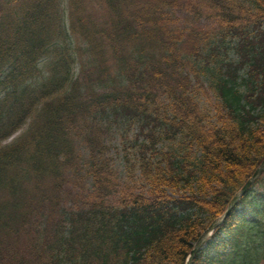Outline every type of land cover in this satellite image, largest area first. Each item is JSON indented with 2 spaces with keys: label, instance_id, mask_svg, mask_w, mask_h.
<instances>
[{
  "label": "trees",
  "instance_id": "trees-1",
  "mask_svg": "<svg viewBox=\"0 0 264 264\" xmlns=\"http://www.w3.org/2000/svg\"><path fill=\"white\" fill-rule=\"evenodd\" d=\"M263 157L264 0H0V264H184ZM192 264H264V173Z\"/></svg>",
  "mask_w": 264,
  "mask_h": 264
},
{
  "label": "water",
  "instance_id": "water-1",
  "mask_svg": "<svg viewBox=\"0 0 264 264\" xmlns=\"http://www.w3.org/2000/svg\"><path fill=\"white\" fill-rule=\"evenodd\" d=\"M264 172V157L260 164L256 167L252 175L245 181V183L242 185V187L232 196L230 201L228 202V205L225 209V211L214 219L208 227L200 234L197 241L194 243V246L190 250L189 256L187 258V261L185 264H191L192 259L196 253V251L199 249V247L206 241L210 233L213 231V229L222 223L224 218L228 215L232 207L236 204V202L239 200V198L247 191V189L251 186L253 182L257 180V178Z\"/></svg>",
  "mask_w": 264,
  "mask_h": 264
},
{
  "label": "rangeland",
  "instance_id": "rangeland-1",
  "mask_svg": "<svg viewBox=\"0 0 264 264\" xmlns=\"http://www.w3.org/2000/svg\"><path fill=\"white\" fill-rule=\"evenodd\" d=\"M186 11L184 10V9H181V8H178V10L176 11V14L179 16V17H181V16H185L186 15ZM201 21V25H203L204 23H209V22H207L208 20H206V19H202V20H200ZM230 49H231V47H228V51H230ZM222 55H224L223 54V52L221 51V56ZM229 56H230V58L232 59V60H235L237 57H234V54H233V52H229ZM215 100V97H213L212 98V101H214ZM203 104H204V109H206L207 108V106H209V101L208 100H205V101H203ZM24 128L25 127H22L20 130H18V131H16L11 137H9L8 139H6V140H4V141H2V144L3 143H5V142H7V141H9L10 139H14V137L16 136V135H18L21 131H23L24 130ZM131 133H129V135H130ZM133 135V134H132ZM130 137H131V135H130ZM112 142H113V146L111 147V149H112V153L114 154V157H113V161H114V163H116V165H120V162H122L123 161V151L121 150V144L119 143V141L118 140H116V139H114V140H112ZM120 145V146H119ZM132 149H130V151H129V154H132ZM130 156H132V155H130ZM132 157H134V155L132 156Z\"/></svg>",
  "mask_w": 264,
  "mask_h": 264
}]
</instances>
